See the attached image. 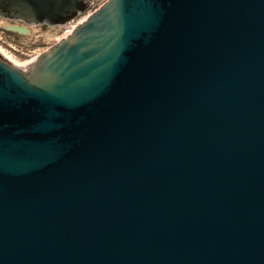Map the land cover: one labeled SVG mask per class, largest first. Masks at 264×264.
<instances>
[{
  "label": "water",
  "instance_id": "water-1",
  "mask_svg": "<svg viewBox=\"0 0 264 264\" xmlns=\"http://www.w3.org/2000/svg\"><path fill=\"white\" fill-rule=\"evenodd\" d=\"M97 1L0 0L69 31L0 51V264H264V0Z\"/></svg>",
  "mask_w": 264,
  "mask_h": 264
},
{
  "label": "rangeland",
  "instance_id": "rangeland-1",
  "mask_svg": "<svg viewBox=\"0 0 264 264\" xmlns=\"http://www.w3.org/2000/svg\"><path fill=\"white\" fill-rule=\"evenodd\" d=\"M106 0H98L92 10L98 9ZM86 16L80 17L78 24ZM19 26L27 30L26 34L14 31L12 27ZM61 27L48 26H26L18 22H11L0 19V51L13 63L20 66H27L44 51L55 45L62 38L68 35L69 31L60 35L47 37L60 33Z\"/></svg>",
  "mask_w": 264,
  "mask_h": 264
}]
</instances>
